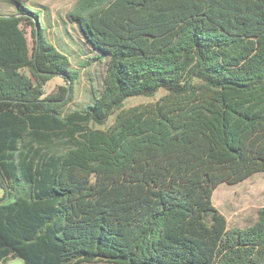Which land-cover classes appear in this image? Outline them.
Listing matches in <instances>:
<instances>
[{
	"label": "trees",
	"instance_id": "obj_1",
	"mask_svg": "<svg viewBox=\"0 0 264 264\" xmlns=\"http://www.w3.org/2000/svg\"><path fill=\"white\" fill-rule=\"evenodd\" d=\"M11 1L0 264H264V206L228 228L211 202L264 172V0H76L67 18L106 61L98 98L67 111L80 70Z\"/></svg>",
	"mask_w": 264,
	"mask_h": 264
},
{
	"label": "rangeland",
	"instance_id": "obj_2",
	"mask_svg": "<svg viewBox=\"0 0 264 264\" xmlns=\"http://www.w3.org/2000/svg\"><path fill=\"white\" fill-rule=\"evenodd\" d=\"M76 0H25V4L40 13V22L45 28L48 39L67 57L72 67L80 70L74 86L73 97L65 110L91 106L99 96L104 75L106 58L94 50L86 41L78 24L67 18ZM16 7L11 0H0V12L11 14ZM29 32V29L27 28ZM64 79L53 76L43 87L44 97L64 86ZM163 92L154 97H132L125 101V107L156 101ZM112 117L108 120L109 124ZM98 127V126H96ZM3 191L0 189V198ZM212 205L225 217L228 228H245L253 223L258 210L264 206V172L255 173L235 185L221 184L212 193ZM14 259L10 264H21Z\"/></svg>",
	"mask_w": 264,
	"mask_h": 264
}]
</instances>
